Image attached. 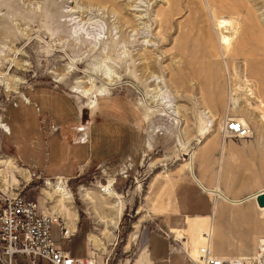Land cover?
I'll use <instances>...</instances> for the list:
<instances>
[{"label": "rangeland", "instance_id": "374dc122", "mask_svg": "<svg viewBox=\"0 0 264 264\" xmlns=\"http://www.w3.org/2000/svg\"><path fill=\"white\" fill-rule=\"evenodd\" d=\"M224 37H229L228 45ZM105 78L119 81L109 95L99 92L100 80ZM90 79L96 80L94 87L88 83ZM7 84L18 87L5 93ZM38 85L58 87L82 107L79 118L50 89L38 87L30 93L43 113L47 106L52 107L58 126L88 130L120 121L132 128L140 108L149 114L142 126L143 139L152 143L150 137L158 132L153 138L158 146L149 151L144 148L139 164V154L133 149L123 151L122 135L112 132L108 137L105 133L100 145L114 143L111 156L104 155L111 161L90 167L83 164L76 176L64 180L34 172L27 181L7 153L3 114L22 90ZM80 87H92L91 94H77ZM152 89L166 94V100L181 113L180 119L166 115L162 100L155 99L156 92H147ZM261 102L264 0H0V190L21 193L30 200L41 197L49 207L57 204V198L48 190L62 182L73 209L85 222L77 235L62 243L74 257L87 254L88 232L99 241L95 248L90 242L89 248L96 264H146L142 255L146 235L158 231L172 185L186 176L195 178L198 149L207 140L215 144L211 149L221 169L223 190L236 188L249 194L264 189ZM93 103L97 106L94 115ZM205 111L212 112L216 121L209 123ZM31 112L35 110L30 107L10 106L4 123L23 135L24 141L39 143L36 166L46 174L73 169L68 154H79V148L70 151L61 141L62 134L44 139ZM231 120L248 127L247 139H232L225 133ZM22 146L20 152L15 149V156L28 161L30 151L36 150L26 142ZM87 152L86 157L95 156L93 151ZM102 153L96 157L103 160ZM109 186L120 200L116 228L107 224L115 213L100 205L107 198L103 190ZM257 208L247 219H237L248 221L246 226L228 229L226 235L234 249L247 238L254 239L250 252L234 256L255 254L262 246L264 210ZM242 209L239 206L233 214Z\"/></svg>", "mask_w": 264, "mask_h": 264}, {"label": "crops", "instance_id": "0c3cea01", "mask_svg": "<svg viewBox=\"0 0 264 264\" xmlns=\"http://www.w3.org/2000/svg\"><path fill=\"white\" fill-rule=\"evenodd\" d=\"M38 87L50 89L52 92L60 95V100L65 102L69 108L73 107L79 118L81 117L80 110L82 109L81 105L78 107L72 96L68 95L58 87H51L49 85H38L22 90L21 93L18 94L17 100L10 103L6 107L3 114V124L5 125L4 133L7 140V153H9L10 157L13 159L12 161L18 165L20 170L24 172L27 181L34 172L40 173L45 176V178L64 180L63 178H72L76 176L79 167L83 166V164L90 167L93 163H97L99 161H102V163L111 161V159L109 160L108 158L104 159V155L107 154L111 156V147L114 143L112 145L108 144L107 147L100 145V142L105 141L106 139L105 133L106 135L107 133L112 132L115 134L118 133L119 137L122 135L124 138V142L122 143L123 145H121V147H124L123 151H126L125 148L127 151H131L133 149L135 151V155L139 154V164H141L143 155H145L144 148L149 151L158 146V144L153 143V138L158 135V130H156L157 133L153 136V138L150 137V141H152V143H147V141L143 139V137L146 136V132L142 126L149 114L143 112L140 108H137V115H139V117L135 114V123L132 128L125 127V125H123L120 121L118 124L113 123L110 124V126L109 124H106L110 127V129L105 124L104 126H90L88 130H81V128H77L75 125L58 126L57 116H55L52 107L49 108L47 106L43 113L42 109L39 108L37 101L30 97V93L39 89ZM10 106L15 109H19L21 106L34 109L35 112H31L33 114L32 119L36 120V127L40 126L39 131L43 135L44 139L48 138V136H52L53 134L59 136L62 134L63 139L61 141L63 144L69 145L70 151L74 147L79 148V154L78 152H72V154L69 152L68 154L67 162H72L73 169L49 175L41 170L40 167L36 166L39 165L37 159V149L39 148V143L29 141L28 139L24 141L22 137L23 135L14 133L13 130H11V128L4 123V119H9L7 116V110ZM96 107L97 106L91 109L92 115L96 113V111H94ZM35 113L37 114V118H34ZM25 118L28 120L30 117ZM24 142H26V144L28 143L32 149L36 150L35 153L30 151L28 161H22L15 156V149H18L19 151L24 148L22 146V143ZM213 146H215V144L212 140H207L206 143L199 146L197 155V172L195 174V178L192 176H186L184 179L179 180L172 185L170 197L168 199L169 203L163 208V215L165 216L159 221L160 227L158 231H149L145 238V247L142 249V255L145 257L146 264H186L184 255L182 254V246L184 249L192 250L196 247V245H200L202 240H199V235L202 231L207 229L214 231L213 251L219 256L235 257L234 255L236 254H245L252 250V247L254 246L253 238H247L238 249H234L226 234L230 232L228 231L229 228L234 226H246L249 223L248 221H238L237 219H247L250 216L249 212L253 214L254 209L257 208L255 196L256 194L264 191V189L257 191L256 193L249 194L239 193L236 188L223 190L219 181L221 169L217 165V158H215L216 154H213L214 151L211 149ZM223 146H228V144H223ZM246 147L250 146L247 145ZM86 148H89V153ZM102 150L104 151V153H102L103 160L96 157V153L100 154ZM92 151L95 156L91 154L86 157V152L88 155ZM85 157L86 159H84ZM192 163L193 162L189 163V169L192 168ZM245 198L247 199L244 202L237 204ZM38 199L42 204H44L41 197ZM47 199L50 198L47 197ZM239 206L245 209L233 214V210L237 209ZM50 207L54 213L63 219L67 229L69 231L71 230V238L68 240L63 239L61 241L62 247V243L64 241L71 240L72 237L79 233L80 228L85 222L83 220L81 221L79 213L75 208L73 209L72 205H69V210H63L58 198L57 204ZM257 209L260 208L258 207ZM86 226L88 227L87 223ZM173 233H176L177 237L184 235L186 242L183 243L182 246L179 244H173L171 241ZM55 234L59 237L57 228L55 229ZM90 236L91 234H88L87 232L86 241L88 245V252L84 256L74 257L71 255L70 251L65 250L63 247L62 249L68 251L73 258H90Z\"/></svg>", "mask_w": 264, "mask_h": 264}, {"label": "built area", "instance_id": "2783aa9c", "mask_svg": "<svg viewBox=\"0 0 264 264\" xmlns=\"http://www.w3.org/2000/svg\"><path fill=\"white\" fill-rule=\"evenodd\" d=\"M225 130L232 139L249 137L248 127L236 121H229ZM70 238L65 222L47 203L0 190V264H96L93 258H73L63 250L61 241ZM200 239L192 250L183 248L184 235L173 233L171 241L182 246L186 264H264V244L252 255L223 257L213 251L210 230L202 231Z\"/></svg>", "mask_w": 264, "mask_h": 264}, {"label": "bare ground", "instance_id": "6f19581e", "mask_svg": "<svg viewBox=\"0 0 264 264\" xmlns=\"http://www.w3.org/2000/svg\"><path fill=\"white\" fill-rule=\"evenodd\" d=\"M6 23V22H5ZM8 23V22H7ZM9 24V23H8ZM7 27V26H6ZM8 30V29H7ZM6 33V32H5ZM4 33V34H5ZM3 34V32H2ZM6 35V34H5ZM11 38V37H10ZM12 40V39H11ZM229 37H224L223 38V42L224 44L228 45L229 44ZM6 67V66H5ZM107 76V74H106ZM108 79V78H107ZM59 80H57V82H59ZM99 81V80H98ZM101 87L99 88V92L102 94V95H109L110 91H112L114 89V87L118 84L116 83L117 81H113V80H107L106 81V78L103 80L101 79ZM90 82V83H89ZM119 82V81H118ZM88 83L90 84V86L94 87L95 86V83H96V80L94 79H90L88 81ZM97 85V84H96ZM158 85V84H157ZM16 87V85H14ZM145 86V85H144ZM13 87L11 86L10 84H7L6 85V89H5V93H12L14 92V90H16V88L18 87ZM92 87L89 89V88H84V87H80L79 90L77 91V94H80L82 95L83 97H86L88 95L91 94V90H92ZM117 87V86H116ZM138 89V87H136ZM140 90V89H139ZM141 93H145L144 91L140 90ZM148 93H152V92H156L153 93L155 95H157V97L155 99H159V100H162L163 104L165 105V111H166V115L168 116H171L173 118H176V119H180L181 117V113L178 111L177 107L174 105V104H171L169 102V100H166V94L164 92H161V91H155V90H148L147 91ZM150 96V94H148ZM148 97V96H147ZM156 102V101H155ZM142 104V103H141ZM261 108L263 109L264 111V102H261ZM91 108H94L96 106V103H93V105H90ZM88 107V106H87ZM160 107V106H159ZM161 108V107H160ZM204 115H205V118L208 119L209 123H213V121L215 119H213V114L212 112L210 111H205L204 112ZM264 115V114H263ZM182 120V119H181ZM216 121V120H215ZM243 125V124H242ZM2 176V175H1ZM1 178V177H0ZM49 186H51V184H48ZM114 187V186H113ZM49 191V195L50 196H55L56 198H58V200H60V204H61V207L63 210H69V205H71V195L66 191L64 185L62 182H59L57 185H55V187H51V190H48ZM52 193H51V192ZM85 191V190H84ZM46 192V191H45ZM103 192H105L106 194V199H104L105 201L102 203H100V205H105L107 209L111 210L112 213L114 212L115 215H113V218L110 217L108 218V221H107V224L113 226V227H117L118 224H119V220H120V211H121V206H120V200L117 199V196L116 194L113 193V189L111 186L105 188L103 190ZM48 194V193H46ZM89 194L86 193L84 196H88ZM124 205V204H123ZM260 209H264V208H260ZM71 211V210H70ZM112 216V215H111ZM71 231V230H70ZM108 234L110 235L111 232L110 230L107 231ZM106 233V232H105ZM201 241V240H200ZM260 241V240H259ZM262 244H264V240H261L260 241ZM91 243L93 245V247H97L99 245V241L96 237V235H91ZM262 248V246L260 247Z\"/></svg>", "mask_w": 264, "mask_h": 264}, {"label": "water", "instance_id": "95a60500", "mask_svg": "<svg viewBox=\"0 0 264 264\" xmlns=\"http://www.w3.org/2000/svg\"><path fill=\"white\" fill-rule=\"evenodd\" d=\"M255 202L259 208H264V191L256 194Z\"/></svg>", "mask_w": 264, "mask_h": 264}]
</instances>
